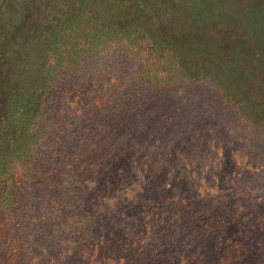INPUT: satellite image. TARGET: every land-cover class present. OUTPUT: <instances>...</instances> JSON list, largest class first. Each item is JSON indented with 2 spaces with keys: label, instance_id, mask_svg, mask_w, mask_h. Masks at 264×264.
I'll list each match as a JSON object with an SVG mask.
<instances>
[{
  "label": "trees",
  "instance_id": "1",
  "mask_svg": "<svg viewBox=\"0 0 264 264\" xmlns=\"http://www.w3.org/2000/svg\"><path fill=\"white\" fill-rule=\"evenodd\" d=\"M252 1L0 0V264L160 263L170 252L176 264L187 252L264 262L251 193L213 180L212 164L211 182L190 167L210 161L212 127L170 117L217 99L249 134L245 169L264 175V0ZM120 52L133 63L124 80L109 69ZM184 145L189 159L172 156ZM231 196L261 225L213 214L194 233L192 201Z\"/></svg>",
  "mask_w": 264,
  "mask_h": 264
},
{
  "label": "rangeland",
  "instance_id": "2",
  "mask_svg": "<svg viewBox=\"0 0 264 264\" xmlns=\"http://www.w3.org/2000/svg\"><path fill=\"white\" fill-rule=\"evenodd\" d=\"M246 3H249L248 0H245ZM256 5H259L258 1L255 2ZM253 4V1L250 0L249 5L251 6ZM264 41V38H263ZM247 45L246 49H254L255 48V41H250ZM123 53H119V58L112 59V61H115L116 64L113 65V67L109 68L112 73H114L118 79H128L130 71L132 69L133 63H130L128 60H126V56L122 55ZM112 65V64H111ZM106 66V65H105ZM88 79V78H86ZM88 82H85L84 85H87ZM91 83H89L87 86H90ZM71 86L66 87V91L70 89ZM197 108H187L184 112H182L180 115L175 114L172 112L170 114L171 119H174L175 121H178L179 118H182L183 122L187 125L189 124H195L198 123H205L212 127V129H208L209 131L213 132L214 137H212L214 140L216 139L218 143L216 148H209L206 149V157L209 158L214 157V161H217L216 163H212L211 159L209 162L200 161L197 163H192L190 167L194 164H197V167L195 170L199 169L202 170L200 177H203L204 182L208 181L211 182L214 179H218L219 181L223 180L224 183H228L232 186V189H239L242 188L244 191L251 193V202H255V206H259L257 208V211H262L264 213V175L258 173V171H248L244 167V162L246 161V153L249 145V134L248 132L244 133L242 129V122L238 117L235 116L234 113L230 111V109L226 105L222 104L217 99H213L211 97L206 96V98H203L201 101L200 98L196 101ZM72 128H75L76 125H69ZM78 132V130H77ZM76 132V133H77ZM211 132V133H212ZM247 136H246V135ZM80 138L86 137V133L84 131H79ZM190 151V146L184 145L183 147H178L176 150L172 151V156H175L177 154H181L186 159H189L188 152ZM211 164L213 167H215L216 172V178H213V180H210L208 178L207 174L211 170ZM248 198L245 197L243 200L246 201ZM241 200V196H237L235 198L227 197L222 203L217 202V204L210 202L207 203H199L198 201L194 203L192 201L191 209H197V212L199 215L196 217V219H192L194 225V233L198 232V224L197 222H205V221H211V217L214 215L219 216L220 219L225 221V224L230 223V227H235L236 225L241 224L243 226L242 218L246 217L248 219L247 223L250 226L253 225H261V223L255 222L256 216H254L252 210H247V206H243L242 204H239L238 201ZM236 201V202H235ZM236 204V205H235ZM235 205V206H234ZM255 206H252L255 209ZM234 209H238V215L237 219H232V215H230V212ZM208 210H211L210 214L207 212ZM204 216L206 220L200 219V217ZM228 220V221H227ZM217 219L213 221L211 224L212 226L216 227L215 232L218 233V223ZM262 226L264 229V222H262ZM252 229V228H250ZM259 231V229H257ZM195 252H187L184 253L185 256H190L191 261L187 264H220L219 263V256L220 253L218 252H211L209 255L203 254L202 252H198L196 254H193ZM156 258H159V262H144L142 264H162L163 261L170 260V264H176L175 262L178 260V255L176 253L170 252V253H157L155 254ZM202 261L199 263H195L196 260L201 258ZM241 253H238L235 255L236 258H240ZM253 257V258H252ZM251 259V262L249 263L248 260ZM144 260H151V256L149 254L144 256ZM57 264V263H55ZM134 264H137L134 262ZM139 264V263H138ZM236 264H264L263 262V255L262 253H256L248 252L244 255V258L236 263Z\"/></svg>",
  "mask_w": 264,
  "mask_h": 264
}]
</instances>
